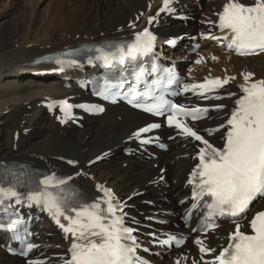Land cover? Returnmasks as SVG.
<instances>
[{
	"label": "snow or ice",
	"instance_id": "6c2138e0",
	"mask_svg": "<svg viewBox=\"0 0 264 264\" xmlns=\"http://www.w3.org/2000/svg\"><path fill=\"white\" fill-rule=\"evenodd\" d=\"M173 3L174 0H163V6L155 16L148 18V24H153L161 13H173ZM217 17L208 23L218 30V34L201 33L203 39L214 40L222 49L239 56L264 53V0H251L250 3L226 0ZM130 27L134 28L135 24ZM156 39L146 27L135 33L132 41L76 49L45 59H54L61 71L82 67L81 58L88 65L103 67L105 74L91 81L94 95L111 103L123 99L145 113L163 117L167 126L176 129L178 135L198 142V150L193 156L198 162L187 180L191 187V203L185 210V219L196 213L202 215L204 223L199 229H191L198 233L194 244L200 253L199 259H193L192 264H264V211L257 212L247 224L240 222L246 218L251 203L264 197V78L253 79V73H241L243 82L237 85L238 93L226 89L236 80L232 75L208 76L203 82L185 83L174 69L158 64L154 51ZM211 59L215 61L218 57ZM204 62L203 56L195 61L197 65ZM222 89H225V95L220 94ZM187 93L202 100L235 97L225 122L215 129L204 130L211 136L224 129L222 145L210 143L195 128L194 122L205 119L210 111L219 112L228 106H188L173 99ZM72 107L67 101L60 102L65 119L71 116ZM76 107L87 112L104 111L97 104ZM160 127L161 123H151L138 129L130 138L141 144L152 143L153 137H141ZM68 163L75 162L69 160ZM72 179L55 172L37 173L24 166L19 170L3 166L0 204L14 201L16 205L46 212L65 238L71 239L68 254L60 257L61 264H146L138 255L141 245L134 235L136 229L125 223L124 205L112 190L97 185V192L102 195L89 197L69 183ZM184 203L182 200L181 204ZM218 217L232 218L234 231L229 233L227 245L212 255L217 250L207 245L206 238L209 231L218 227ZM0 230L12 232L21 241L23 247L19 254L22 256L27 257L38 247L27 241L26 221L16 212L11 214L7 224L0 223ZM157 242L175 247L186 243L185 239L172 235ZM28 264L45 262L30 259ZM176 264H180V259Z\"/></svg>",
	"mask_w": 264,
	"mask_h": 264
},
{
	"label": "bare ground",
	"instance_id": "6f19581e",
	"mask_svg": "<svg viewBox=\"0 0 264 264\" xmlns=\"http://www.w3.org/2000/svg\"><path fill=\"white\" fill-rule=\"evenodd\" d=\"M41 1L47 3V11L42 15L37 6ZM225 2L205 0L199 9L195 0H178L175 4L178 12L191 14L195 20L184 26L179 20L160 14L156 25L158 45L166 38H179L172 52L163 48L166 54L190 61L203 56L205 62L200 65L195 62H188L187 66L180 64L184 71L193 68L190 75L195 79L204 75H235L234 82H240L241 73L249 72L253 73V79L264 78V54L235 57L220 52L208 40L201 42L196 53L190 54L198 32L216 33L213 26L208 22L203 25V22L212 21ZM157 3L158 0H7L0 12V125L9 114L16 115L19 122L15 128L19 132L17 141L10 148L0 145V158L26 159L36 165L72 174L86 190L94 189L99 183L112 186L124 197L144 190L143 198L152 200L156 210L175 207L174 201L186 193L182 182L192 163L190 143L183 146L182 142L171 141L170 149L159 153L155 159L122 155L118 146L138 125L149 120L122 104L108 106L100 116L85 117L82 128L69 125L60 128L47 114L40 112L39 104L42 99L53 97L67 96L76 100L78 94L74 92V85L65 89L57 76H33L31 71L43 69L29 64L33 57L62 49L68 44L131 35L133 30L127 23L145 24L146 16L156 15ZM212 56L218 59L213 61ZM216 118L203 122L204 126L216 125L220 122ZM4 122V129L9 130L12 124ZM37 126L40 129L33 131ZM106 149H112L113 156L93 163L95 157ZM68 159L75 161V166L67 165ZM160 176L162 180H158ZM129 203L137 204V198H131ZM39 224L38 230L43 231L39 242L44 248L59 252L53 248L62 243L60 236L43 222ZM227 230L229 228L223 227L216 233L220 237ZM219 237L209 235L208 241L216 244ZM185 256L187 259H182ZM177 259L180 264H192L193 259L198 260L197 252L188 242L178 252L162 255L159 262L176 264ZM0 264L23 262L1 252Z\"/></svg>",
	"mask_w": 264,
	"mask_h": 264
},
{
	"label": "rangeland",
	"instance_id": "374dc122",
	"mask_svg": "<svg viewBox=\"0 0 264 264\" xmlns=\"http://www.w3.org/2000/svg\"><path fill=\"white\" fill-rule=\"evenodd\" d=\"M6 1L7 0H0V12L4 9L2 7L6 3ZM203 1H205V0H200V4ZM37 6L39 8L40 15H42L45 11H47V7H46L47 6V3H46V1H41V2L37 3ZM4 121L10 122L12 124V127L9 130H5L4 129V125H5V122ZM4 121L0 125V145L1 146H4L6 148H10L17 141V140H14L13 134H18V132H19V130L15 128L17 126L19 120L16 117V115L9 114L7 116V119H5ZM37 129H40V128L37 126V127H34L32 130L35 131ZM11 137H12V139H11Z\"/></svg>",
	"mask_w": 264,
	"mask_h": 264
}]
</instances>
